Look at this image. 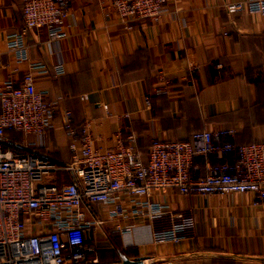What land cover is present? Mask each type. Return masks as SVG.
Segmentation results:
<instances>
[{"label": "crops", "instance_id": "0c3cea01", "mask_svg": "<svg viewBox=\"0 0 264 264\" xmlns=\"http://www.w3.org/2000/svg\"><path fill=\"white\" fill-rule=\"evenodd\" d=\"M230 1L167 0L157 19L122 21L106 0H72L64 38L51 39L43 27L25 29L29 59L48 66L46 75L36 77L35 88L70 116L66 126L60 114L54 115V128L40 152L69 162L70 129L79 132L83 126L99 150L114 147L116 130L132 133L131 144L142 161L153 138L196 145L192 134L206 130L215 141L235 145L264 140V14H228L223 5ZM22 6L23 0H0V88L7 76L20 84L27 68L5 45L8 34L23 28ZM187 50L197 53V65L186 64ZM58 59L62 73L52 68ZM228 130L231 136L222 135ZM216 156L233 160L236 153ZM193 162V175L203 174L206 161L195 156ZM121 198L117 218L108 216L110 205L91 204L94 216L87 213L86 218L100 222L94 224L80 264L141 258H150L148 264H264V201L253 204L250 192L180 194L157 187L147 196L122 193ZM131 198L156 200L167 211L155 217L134 215ZM184 214L195 219L194 237L152 241L153 224Z\"/></svg>", "mask_w": 264, "mask_h": 264}, {"label": "built area", "instance_id": "2783aa9c", "mask_svg": "<svg viewBox=\"0 0 264 264\" xmlns=\"http://www.w3.org/2000/svg\"><path fill=\"white\" fill-rule=\"evenodd\" d=\"M166 1L106 0L122 21L157 19L165 12ZM71 2L23 0V28L8 34L5 41L15 61L26 62L27 68L20 84L7 76L0 88V264H80L94 224L100 222L86 218L87 213L94 216L91 204L110 205L108 216L117 218L122 213V193L147 196L157 187L173 188L180 194L250 192L253 204L264 201V140L235 145L215 141L206 130L192 134L196 145L189 140L153 138L147 160L142 161L131 144L132 133L116 130L114 147L99 150L83 126L79 132L70 129L69 162H58L40 152L46 135L54 128V115L60 114L66 126L70 116L56 100H45V92L35 88L36 77L46 75L48 66L29 59L25 29L43 27L51 39L64 38ZM223 9L228 14H264V0H234L226 2ZM185 61L189 67L197 65V53L187 50ZM52 68L62 73V60L54 61ZM79 98L84 101L85 96ZM144 102L149 105V95L144 96ZM103 107L106 109V105ZM16 132L23 138L15 139ZM231 134L228 130L222 135ZM27 135L32 138L25 139ZM6 144L26 150L14 152L4 147ZM231 151L236 153L233 160L216 156ZM195 156L206 161L205 172L196 176ZM130 201L134 215L155 217L167 211V205L156 200ZM196 232L190 214L151 226L155 243L191 238ZM149 259L141 258V264H148Z\"/></svg>", "mask_w": 264, "mask_h": 264}, {"label": "water", "instance_id": "95a60500", "mask_svg": "<svg viewBox=\"0 0 264 264\" xmlns=\"http://www.w3.org/2000/svg\"><path fill=\"white\" fill-rule=\"evenodd\" d=\"M124 264H141V261L140 260H138V261H136V262H131V261H126Z\"/></svg>", "mask_w": 264, "mask_h": 264}, {"label": "trees", "instance_id": "16d2710c", "mask_svg": "<svg viewBox=\"0 0 264 264\" xmlns=\"http://www.w3.org/2000/svg\"><path fill=\"white\" fill-rule=\"evenodd\" d=\"M63 122V121H62ZM64 123V122H63ZM65 124V123H64ZM66 125V124H65Z\"/></svg>", "mask_w": 264, "mask_h": 264}]
</instances>
